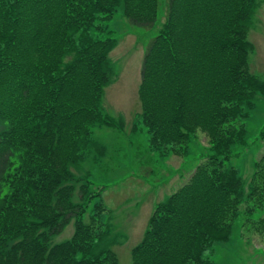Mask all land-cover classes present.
<instances>
[{"label": "trees", "instance_id": "trees-1", "mask_svg": "<svg viewBox=\"0 0 264 264\" xmlns=\"http://www.w3.org/2000/svg\"><path fill=\"white\" fill-rule=\"evenodd\" d=\"M163 6L133 130L146 128L159 156H184L197 130L208 148L186 185L152 210L131 264H207L204 253L229 240L240 215L251 226L258 219L264 235V155L250 179L230 164L248 146L240 121L264 96L249 70L255 0ZM119 9L150 28L160 0H0V264H120L103 227L104 188L82 169L98 159L93 128L124 129L102 113L116 39L92 35ZM71 223L70 238L56 242Z\"/></svg>", "mask_w": 264, "mask_h": 264}, {"label": "rangeland", "instance_id": "rangeland-1", "mask_svg": "<svg viewBox=\"0 0 264 264\" xmlns=\"http://www.w3.org/2000/svg\"><path fill=\"white\" fill-rule=\"evenodd\" d=\"M163 3L164 0H160L154 27L132 25L119 9L109 21L102 22L104 31L92 33L96 39H116L117 44L109 55L114 76L105 89L102 113L115 120L122 119L124 129L93 128L98 159L96 163L84 162L82 169L83 173L88 172L96 188H104L101 201L107 223L103 227L108 229L111 249L120 264H131L130 251L142 239L154 207L185 186L196 167L206 161L202 159L208 148L205 132L197 130L190 136L184 156H159L149 149L150 136L146 128L138 124L133 130L141 112L138 95L141 63L147 46L165 21ZM108 31L111 33L107 34ZM247 39L253 47L249 55L250 73L264 82V0H255ZM240 122L244 125L248 146L230 164L240 176L250 179L254 163L264 155V139H259L264 130V96L257 100L249 117ZM245 219V215L236 218L229 240L214 244L204 253L207 264H264V235L255 230L258 219L252 226ZM72 232L73 223L55 241L69 239Z\"/></svg>", "mask_w": 264, "mask_h": 264}]
</instances>
